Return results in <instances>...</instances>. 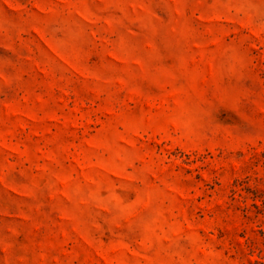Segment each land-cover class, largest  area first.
<instances>
[{
    "label": "rangeland",
    "instance_id": "1",
    "mask_svg": "<svg viewBox=\"0 0 264 264\" xmlns=\"http://www.w3.org/2000/svg\"><path fill=\"white\" fill-rule=\"evenodd\" d=\"M0 264H264V0H0Z\"/></svg>",
    "mask_w": 264,
    "mask_h": 264
}]
</instances>
